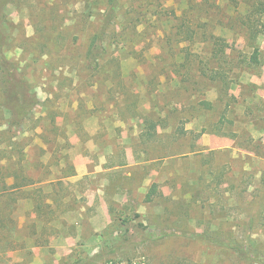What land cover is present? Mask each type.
Returning a JSON list of instances; mask_svg holds the SVG:
<instances>
[{
	"label": "rangeland",
	"instance_id": "374dc122",
	"mask_svg": "<svg viewBox=\"0 0 264 264\" xmlns=\"http://www.w3.org/2000/svg\"><path fill=\"white\" fill-rule=\"evenodd\" d=\"M1 26L0 56L39 103L9 124L0 66V191L71 175L93 141L113 163L133 151L145 174L121 181L130 191L107 213L89 178L14 193L0 202V264L264 261V0H9ZM205 134L237 149H211Z\"/></svg>",
	"mask_w": 264,
	"mask_h": 264
},
{
	"label": "crops",
	"instance_id": "0c3cea01",
	"mask_svg": "<svg viewBox=\"0 0 264 264\" xmlns=\"http://www.w3.org/2000/svg\"><path fill=\"white\" fill-rule=\"evenodd\" d=\"M206 136L208 137V139L206 138ZM73 140V143L70 144V150H72L71 147L74 148L75 143H77L81 139L78 138V136H75L73 137ZM203 140V143L208 144L207 146L211 149L219 148L220 150H229L230 153H233L234 148L237 149L234 144L235 141L229 137H219L217 135L205 134ZM81 148L82 149L80 151L75 153V156H73V159L70 162L71 166H73V169H71V175L55 176L53 174H49V176L43 177L36 181L33 179L28 180L27 182L29 184L25 187L30 189L32 186L37 185L46 186L57 180H64L67 183L70 181L77 183L84 180V178H89V180H87L89 182L87 183L88 190L86 193V196L89 197V202L93 204L95 200H98L99 203H101V208L107 213V201H109L110 196L112 194L119 195L124 192V189L126 190V192L130 191L131 185L129 184L128 188L126 187V185L122 186L121 181L128 180L129 182H131L132 180H134V178L136 177V171L133 173V170L135 168L137 170H140V174L142 172L144 173L143 162L136 161L135 159L132 160L133 151L131 150L128 152V162L126 164L123 162H110L107 155H110L112 152H114L113 149L109 147L103 148L99 145H96L94 141L91 145L88 143L87 145L83 144ZM54 151L60 152L57 147L54 148ZM204 151L205 150L199 152ZM55 165H60L62 172H64L63 166L65 165V163L63 162V160L55 159V161L53 162L45 160L44 158L43 161H41L40 166L42 170L47 169L49 172V170L51 169L55 170ZM57 168L59 167L57 166L56 169ZM115 177H118V179H116ZM31 178H33V176ZM134 190L138 191L136 189Z\"/></svg>",
	"mask_w": 264,
	"mask_h": 264
},
{
	"label": "trees",
	"instance_id": "16d2710c",
	"mask_svg": "<svg viewBox=\"0 0 264 264\" xmlns=\"http://www.w3.org/2000/svg\"><path fill=\"white\" fill-rule=\"evenodd\" d=\"M9 0H0V31H1V21L4 16V7ZM118 4L117 2H113V6L110 7V14L108 20L106 21V26L110 23L111 15L116 12ZM255 37V36H254ZM103 44V38L101 36H96L92 40L90 45L89 57L93 58L96 53H100L98 48ZM2 52V51H1ZM260 51L258 47H255L254 53L252 55V62H259ZM10 61L5 57V55L0 56V66L2 73V88H3V99L2 106L4 109L8 110L11 114L9 124L21 126L24 123V119L28 117L29 113L34 109V107L39 103V99L37 95L33 92L31 83L26 79L22 74L19 73L18 67H14L11 71L8 70L10 66ZM28 182H24L22 184H15L10 187L4 188L0 191V202L5 203L8 202L14 193H18L20 190H25V186H28ZM42 188V187H41ZM153 190L157 188V184L154 183L152 185ZM25 192L29 193V190H25ZM16 197V196H15ZM13 196V199L15 198ZM17 199V197H16ZM147 199H151V193L149 192L147 195ZM2 217V214H1ZM3 219H1L2 221ZM203 235V234H202ZM9 249H14L15 245L13 240L8 241ZM237 252L240 253L243 258H246L247 254H251L253 252L254 256H256V252L247 251L246 249L241 248V246L236 245L234 247ZM244 250V251H243ZM245 252V253H244ZM246 254V255H245ZM249 257V256H248ZM252 258V257H249ZM261 260V258H257ZM259 263L264 264V261H259Z\"/></svg>",
	"mask_w": 264,
	"mask_h": 264
}]
</instances>
